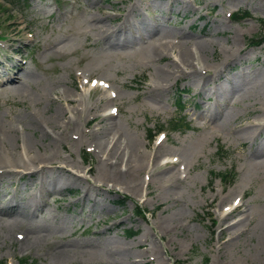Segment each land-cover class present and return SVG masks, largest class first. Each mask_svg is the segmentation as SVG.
I'll return each instance as SVG.
<instances>
[{"label":"rangeland","instance_id":"obj_1","mask_svg":"<svg viewBox=\"0 0 264 264\" xmlns=\"http://www.w3.org/2000/svg\"><path fill=\"white\" fill-rule=\"evenodd\" d=\"M193 41L211 43L208 72L158 84ZM16 62L23 90L0 85V124L21 145L32 116L60 111L68 127L46 129L60 143L35 126L33 153L79 177L0 173V264H264V0H0V71ZM111 136L143 166L157 151L153 174L101 181L93 143ZM230 206L242 212L225 223Z\"/></svg>","mask_w":264,"mask_h":264},{"label":"bare ground","instance_id":"obj_2","mask_svg":"<svg viewBox=\"0 0 264 264\" xmlns=\"http://www.w3.org/2000/svg\"><path fill=\"white\" fill-rule=\"evenodd\" d=\"M157 4V3H156ZM171 5V4H170ZM15 25V24H14ZM26 27H24L25 29ZM28 28V27H27ZM100 28V26H99ZM101 29V28H100ZM161 32V31H160ZM106 34V33H105ZM110 34V33H109ZM156 34V33H155ZM103 37V36H102ZM145 38V37H144ZM166 38V37H165ZM5 39V38H4ZM13 39V38H12ZM156 39V38H155ZM158 39V38H157ZM154 40V39H153ZM160 41V40H159ZM180 41V40H179ZM185 41V40H184ZM167 42V40H166ZM162 42L160 44H158V48H157V55H160L162 53H160V51H158L159 49H161L162 47H166V48H173V45L170 42ZM188 42V41H186ZM201 41H193L192 44H180L179 49L177 50V58H178V63L174 64V68H176V70H167V71H161L158 70V75H159V79H158V84H164L167 83L170 78H176L179 79V75L181 74H194L200 77L201 75H204L206 72H208V67L209 65L207 64V50L211 47V43L207 44V43H200ZM58 43V42H57ZM178 43V42H177ZM150 44V43H149ZM152 44V43H151ZM176 44V43H175ZM112 46V45H111ZM154 46V45H153ZM52 47V46H51ZM57 47V46H55ZM50 48V47H48ZM156 48V47H155ZM238 47H236L235 49H237ZM10 49V48H9ZM154 49V48H153ZM196 52L193 53V50ZM51 50V49H50ZM61 50V49H60ZM63 50V49H62ZM240 49H237V52ZM231 49H226L223 53H224V60L227 61L230 58H232L233 53H231ZM57 52V51H56ZM242 52V51H241ZM159 53V54H158ZM205 59V60H202ZM8 61V60H7ZM26 62V61H25ZM27 64V63H26ZM177 65V66H176ZM200 65V66H199ZM215 69V68H214ZM26 66L25 64H20L18 62H16L14 65H12V75H8L7 72H1L0 71V79H1V83L0 85H3L5 87H11V86H18V90H23L22 89V85L23 82L25 81L23 78V73L26 72ZM28 70V69H27ZM29 71V70H28ZM175 73H177L178 75H175ZM211 74V73H209ZM90 75V74H88ZM179 76V77H178ZM207 76V75H206ZM87 77V76H86ZM193 77V76H192ZM78 78V77H77ZM88 80V79H87ZM78 81V80H77ZM85 82V81H84ZM87 82V81H86ZM177 82V81H176ZM196 82V81H195ZM27 83V82H25ZM171 83V82H170ZM205 83V82H204ZM28 84V83H27ZM83 84V83H82ZM85 84V83H84ZM83 84V85H84ZM154 84V83H153ZM30 85V84H29ZM35 85H37L35 83ZM33 84V86H35ZM76 85V84H75ZM88 85V84H87ZM2 86V87H3ZM86 86V85H85ZM152 87V85H150ZM155 87V86H154ZM12 88V87H11ZM36 88V87H35ZM235 88V87H234ZM10 89V88H9ZM16 89V88H15ZM74 89V88H73ZM1 90V89H0ZM17 90V89H16ZM29 90V89H28ZM33 90V89H32ZM91 90V89H90ZM93 90V89H92ZM95 90V89H94ZM4 91V90H3ZM14 91V90H13ZM103 91V90H102ZM1 92V91H0ZM15 92V91H14ZM19 92V91H18ZM29 92V91H28ZM40 92V91H39ZM49 92V91H48ZM54 92V91H53ZM91 92V91H90ZM106 92V91H105ZM148 92V91H147ZM150 92V91H149ZM94 93V92H93ZM25 94V93H24ZM28 94V93H27ZM38 94V93H37ZM45 94V93H44ZM207 94V93H206ZM19 95V94H18ZM32 95V94H29ZM28 95V96H29ZM46 95V94H45ZM23 96V95H22ZM27 96V95H24ZM37 96V95H36ZM90 96V95H88ZM117 96V95H116ZM38 97V96H37ZM27 98V97H26ZM34 98V97H33ZM42 100V98H41ZM104 100L101 98V101ZM34 101V100H33ZM37 101V100H36ZM34 101V102H36ZM49 101V100H48ZM61 101V100H60ZM84 101V100H83ZM32 101H30L31 103ZM38 102V101H37ZM46 102V101H45ZM76 102V100H72L68 99L67 103L68 104H74ZM112 102V101H111ZM110 102V103H111ZM231 102V101H230ZM40 103V102H39ZM81 103V102H80ZM32 104V103H31ZM45 104V103H44ZM108 105V103H106ZM105 104V105H106ZM33 105H35V103H33ZM37 105V104H36ZM42 105V104H41ZM230 105V103H229ZM70 106V105H69ZM104 106V104H103ZM33 107V106H32ZM39 107V106H38ZM72 107V106H71ZM223 106H221V109L219 111L223 110ZM90 108V107H89ZM38 110V109H37ZM116 110H118L116 108ZM118 112V111H117ZM29 113V112H28ZM30 114V113H29ZM60 111H55V114L51 115L49 118H47L46 121L40 119V116H32V118H30V120L28 121V127L30 129H32L35 132V126H37V128L39 130H41L42 135H40V140H46V137L49 138V145H53V144H59L60 140H58V137H54L52 138L51 135L47 132L46 129H48L50 126L54 131H58L60 134L61 133V129L62 132L65 130L66 127H68V124L70 123L69 121L67 122L66 126H57L59 124L58 120L60 119ZM220 114V113H218ZM226 114V113H225ZM232 114V113H231ZM31 115V114H30ZM110 115V114H109ZM109 115H107V117H109ZM75 116V115H74ZM98 117V116H97ZM106 117V118H107ZM207 117V116H206ZM102 118V117H101ZM100 119V118H99ZM207 119V118H206ZM6 120V119H5ZM90 121V120H89ZM62 122V121H61ZM88 122V121H87ZM86 122V123H87ZM113 122V121H111ZM110 122V123H111ZM109 123V122H108ZM246 123V122H245ZM13 124V123H12ZM4 125V124H3ZM2 123L0 124V173H6L8 172V174H17L20 173L19 170H23V171H27L26 175L21 174V178L27 176L29 178L32 177H36L38 174H45L47 172H56L59 176H63V177H79V175L73 173L72 171H70L67 167L66 164L64 162H62L61 164L58 165H54L53 164V159H55L57 157V153H50V154H38V153H33V149L34 147H37L38 143L35 141L34 139V132H31V134H29L27 137L22 138V142L21 145L19 144V142L16 141V131H13L12 128L3 126ZM11 125V124H10ZM242 125V124H241ZM9 126V125H8ZM111 126V125H110ZM12 127V126H11ZM19 127V126H17ZM113 127V126H112ZM206 127V126H205ZM208 127V126H207ZM16 128V127H15ZM14 128V129H15ZM114 128V127H113ZM252 128V127H251ZM23 129V128H22ZM51 130V129H50ZM116 130V129H115ZM119 130V129H118ZM235 130V129H234ZM52 131V130H51ZM238 131V130H237ZM250 131V130H249ZM87 132V131H85ZM114 132V130H113ZM120 132V131H119ZM53 133V132H52ZM81 134V135H80ZM78 133L77 137L80 140L81 136L83 135L82 132ZM123 135V134H122ZM77 139V141H78ZM58 140V141H57ZM105 140V139H104ZM167 142V141H166ZM61 146V145H60ZM93 147L94 150L97 151L99 154H101L103 156V167H101L102 171L101 173H103V176L100 178L101 181H107V180H113V182H118V181H123V177L126 175H133L134 172L139 171V168L142 167L143 165L139 162L138 157H137V153L135 151H132V147H131V152L127 155V157L125 158L124 154L125 152L120 151V149H122L121 144H120V140L118 138H115V136H111L110 138L106 139L105 141L103 140H99V141H94L93 143ZM260 149V150H264V148H256L255 152ZM150 150V149H149ZM37 151H39L37 149ZM147 152V151H146ZM161 152V151H160ZM154 154L147 156L146 159V163H144V166L142 168V171L144 170H148L150 169L148 166H151V170L149 172V175L153 174V170L156 169L155 167L157 166L156 162H157V154L158 152L155 151L153 152ZM261 155V154H260ZM171 156V155H169ZM167 157V156H166ZM26 158V160L24 159ZM125 158V159H124ZM180 158V157H179ZM168 159V158H167ZM142 160V159H141ZM170 160V159H169ZM172 160V159H171ZM174 160V159H173ZM248 161V159H247ZM264 161V160H263ZM168 162V161H167ZM171 162V161H170ZM176 162V161H175ZM166 163V162H165ZM249 163V162H248ZM247 163V164H248ZM30 164V166H28ZM124 164V170L120 169V166ZM147 164V165H146ZM160 164V163H159ZM164 164V163H163ZM162 164V165H163ZM179 164V162L177 163ZM254 164V163H252ZM251 164V165H252ZM161 165V166H162ZM171 165V164H170ZM181 165V164H180ZM186 165V164H185ZM146 166V167H145ZM160 166V165H159ZM249 166V165H248ZM145 167V168H144ZM187 167V165H186ZM162 168H165L164 166ZM34 169V170H33ZM173 169V168H172ZM120 170H122L123 172L120 173ZM146 170V171H147ZM160 170V169H159ZM177 172V170H176ZM87 173V172H86ZM120 173V174H119ZM148 175V174H147ZM165 175V174H164ZM40 176V175H39ZM121 176V177H119ZM163 176V174H162ZM176 177V174H170L167 178H165V180H171L174 179ZM147 179V178H146ZM126 180V179H125ZM148 180V179H147ZM180 180V178H179ZM110 181V182H111ZM38 182V181H37ZM56 182V180H55ZM146 182V181H145ZM123 184H125L124 182H122ZM147 183V182H146ZM170 183V182H169ZM168 183V184H169ZM131 185V184H130ZM129 185V186H130ZM167 185V183H166ZM165 185V186H166ZM172 186V185H171ZM122 188V187H120ZM125 189V188H124ZM107 190V189H106ZM112 189H109L108 191H110L111 193ZM220 203V202H219ZM15 204V203H14ZM46 204V203H45ZM221 204V203H220ZM218 205V204H217ZM224 206V205H223ZM15 207L17 210L22 209L24 206L21 202H16V204L13 206ZM232 206H230L228 208V211L226 213V215L223 218V222L226 223V221L231 220L232 218L236 217L238 214H240L242 211L240 209V206H235L234 208H231ZM12 208L9 207V210ZM27 209V208H26ZM24 210V209H23ZM13 211V210H12ZM21 212V211H20ZM29 212V211H28ZM2 213V212H1ZM243 223V222H242ZM237 224L228 226L227 228H225L224 230H222L223 232L229 234V236H233L235 235L238 231H241L239 229V227L236 228ZM229 231V232H228ZM261 232H262V238L264 239V223L263 226L261 228ZM25 235V234H24ZM222 235V234H221ZM26 236V235H25ZM122 255V254H121Z\"/></svg>","mask_w":264,"mask_h":264},{"label":"trees","instance_id":"obj_3","mask_svg":"<svg viewBox=\"0 0 264 264\" xmlns=\"http://www.w3.org/2000/svg\"><path fill=\"white\" fill-rule=\"evenodd\" d=\"M19 2H21V0H18ZM180 103V102H179ZM182 106V105H181ZM177 122H175V124H173L171 127H172V129H174V130H177ZM187 127H188V125H187ZM153 137V136H152ZM152 137L150 138V139H152ZM215 177H216V175H215ZM218 177V176H217ZM233 177H235V175H233ZM219 178L221 179V180H226L227 179V177H226V175H219ZM232 180H234V178L232 179ZM134 214H135V216L136 215H139V211L138 210H136L135 212H134ZM128 234L129 235H133V233L132 232H128ZM28 259H20L19 260V264H28ZM33 263H35V262H33ZM177 264H185V263H183V262H177ZM205 264H208V261L206 260L205 261Z\"/></svg>","mask_w":264,"mask_h":264}]
</instances>
